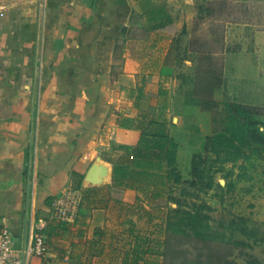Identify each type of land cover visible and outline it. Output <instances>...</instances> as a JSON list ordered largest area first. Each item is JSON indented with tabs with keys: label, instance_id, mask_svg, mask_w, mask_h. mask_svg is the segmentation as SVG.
<instances>
[{
	"label": "crops",
	"instance_id": "0c3cea01",
	"mask_svg": "<svg viewBox=\"0 0 264 264\" xmlns=\"http://www.w3.org/2000/svg\"><path fill=\"white\" fill-rule=\"evenodd\" d=\"M169 3L0 0V230L25 248L63 191L82 197L70 222L48 221L43 264H165L173 204L151 198L166 187L153 181L155 165L136 167L134 148L143 139L159 152L164 135L177 160L180 144L204 149L212 135L185 120L197 106L167 82ZM152 11H163L162 20L151 21ZM254 44V52L224 54L222 86L231 102L264 109V31ZM93 163L100 185L85 181ZM232 170L220 192L236 183ZM179 173L190 178V166Z\"/></svg>",
	"mask_w": 264,
	"mask_h": 264
},
{
	"label": "rangeland",
	"instance_id": "374dc122",
	"mask_svg": "<svg viewBox=\"0 0 264 264\" xmlns=\"http://www.w3.org/2000/svg\"><path fill=\"white\" fill-rule=\"evenodd\" d=\"M181 6V0H171L172 11H167L175 32L167 56L171 66L167 82H172L175 94L185 102L193 93L198 60V55L189 49L201 47L219 61L229 52H254V36L264 31V0H193L188 9L185 4ZM211 99L216 103L213 110L201 113L199 107L193 108L186 113L185 120L205 128L206 132L226 136L242 128L241 120L227 107L231 98L226 84L214 90ZM260 119L264 121V109H261ZM234 144L236 148H227L236 157L232 163L223 162L224 152L215 155L209 149L210 144L207 151L196 141L190 145L180 144L178 158L172 165L162 156L159 161L152 160L160 165L156 172L161 176L154 177L153 181L165 185L166 191L151 198L157 202H171L172 210L179 206L180 210L207 216L206 223L216 234L204 245L194 241L187 229L185 234L171 232L170 249L176 252H173V259L166 256L165 264H207L198 256L199 252L207 251L217 254L230 251L231 259L237 264H248L252 259L264 264V152L248 137L242 143L235 140ZM192 159L197 171L194 177L191 175ZM188 166L190 178L184 180L179 172ZM232 167L237 171V181L220 192L215 187L227 186L223 175ZM250 191L252 194L246 195ZM214 195L216 198L220 195L223 202L218 203L219 199L213 202ZM231 198L235 199V204L229 203ZM169 215L175 219L171 212ZM226 241L243 244L229 247ZM182 250L188 254L180 253Z\"/></svg>",
	"mask_w": 264,
	"mask_h": 264
},
{
	"label": "trees",
	"instance_id": "16d2710c",
	"mask_svg": "<svg viewBox=\"0 0 264 264\" xmlns=\"http://www.w3.org/2000/svg\"><path fill=\"white\" fill-rule=\"evenodd\" d=\"M150 14L151 21H158L163 18V11H152ZM189 50L198 55V60L193 93L191 97L185 99V103L187 105L197 106L203 111H211L216 107V103L211 99V95L214 90L222 86L223 82L222 61L214 59V57H212L206 49H202L201 47ZM227 107L237 119L241 120L242 128L234 129L229 136H226L223 133H213L212 135L207 136L204 142V150H207V146L210 144L209 149L215 155L220 152H224L225 157L223 162H232L236 159L234 154L230 151V149L236 148L234 141L236 140L238 143H242L244 138L248 137L251 143L259 145L260 151L264 152V121L260 119L261 109L235 102H229ZM137 144L138 147L134 148V156L137 159L135 164L137 168H147L155 165L154 167H156L158 171L160 169V165L158 163L153 164L154 161L152 160L154 159L159 161L160 156L165 157L166 162L170 165L175 162L176 144L171 140L164 139V135L160 136L156 145L159 152L150 151V146L145 145V141L143 139H140ZM191 162V175L194 177L196 176L197 171L195 169V164H193V159ZM154 176H159L161 178V176L157 173ZM171 213L175 219L169 215L164 257L169 255L170 258L173 259V252H176L173 251V249H170L171 232L178 235L185 234V230L187 229L191 236L194 237V241L203 243L204 245L215 237L216 234L210 230L206 223V219L208 218L207 216L198 212L180 210L179 206L171 210ZM240 220L243 222L242 219ZM224 243L229 247L232 244H243L237 241H231L230 243L229 241H226ZM180 253L186 255L188 254V251L182 250ZM198 256L202 257L204 259L203 262L207 264H237L233 259H231L230 251L224 254H217L213 251H207L206 253L199 252ZM248 264L260 263L258 260L252 259Z\"/></svg>",
	"mask_w": 264,
	"mask_h": 264
},
{
	"label": "built area",
	"instance_id": "2783aa9c",
	"mask_svg": "<svg viewBox=\"0 0 264 264\" xmlns=\"http://www.w3.org/2000/svg\"><path fill=\"white\" fill-rule=\"evenodd\" d=\"M82 203L79 191L67 189L56 198L48 210V216L34 223L32 240L25 248H16L13 236L7 227L0 230V264H43L47 253L48 221L67 223L78 213Z\"/></svg>",
	"mask_w": 264,
	"mask_h": 264
},
{
	"label": "water",
	"instance_id": "95a60500",
	"mask_svg": "<svg viewBox=\"0 0 264 264\" xmlns=\"http://www.w3.org/2000/svg\"><path fill=\"white\" fill-rule=\"evenodd\" d=\"M102 165V164H101ZM100 165L97 163H93L90 167V169L88 170L86 176H85V181L90 184V185H100L102 183H104L105 177L101 176V180H98L97 178H95V174L97 173V170H99ZM109 173V170H108ZM108 176V174H107ZM106 176V177H107Z\"/></svg>",
	"mask_w": 264,
	"mask_h": 264
}]
</instances>
